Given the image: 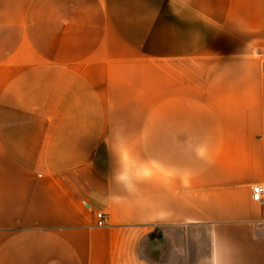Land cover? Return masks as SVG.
<instances>
[{"label":"crops","instance_id":"1","mask_svg":"<svg viewBox=\"0 0 264 264\" xmlns=\"http://www.w3.org/2000/svg\"><path fill=\"white\" fill-rule=\"evenodd\" d=\"M260 184L264 0H0V264H264Z\"/></svg>","mask_w":264,"mask_h":264},{"label":"built area","instance_id":"2","mask_svg":"<svg viewBox=\"0 0 264 264\" xmlns=\"http://www.w3.org/2000/svg\"><path fill=\"white\" fill-rule=\"evenodd\" d=\"M264 199V185L260 184L252 188V200L259 203ZM107 215L104 213H99L97 215V225L101 228L105 227L107 224Z\"/></svg>","mask_w":264,"mask_h":264},{"label":"rangeland","instance_id":"3","mask_svg":"<svg viewBox=\"0 0 264 264\" xmlns=\"http://www.w3.org/2000/svg\"><path fill=\"white\" fill-rule=\"evenodd\" d=\"M200 245L201 249H199L198 252L193 255L194 260L197 264H209L211 257L209 255V249H204L207 247V241L205 239H201Z\"/></svg>","mask_w":264,"mask_h":264}]
</instances>
